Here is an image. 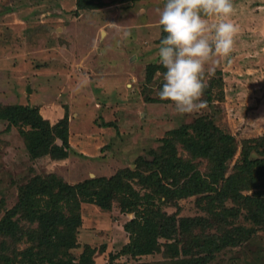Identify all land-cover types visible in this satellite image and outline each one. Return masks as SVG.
<instances>
[{
    "label": "rangeland",
    "instance_id": "obj_1",
    "mask_svg": "<svg viewBox=\"0 0 264 264\" xmlns=\"http://www.w3.org/2000/svg\"><path fill=\"white\" fill-rule=\"evenodd\" d=\"M77 1L0 0V110L13 105L35 107L52 125L68 111L70 140L68 147L56 138L48 154L35 158L20 133L31 127L12 125L0 113V221L17 204L20 188L36 175L53 173L77 184L134 169L139 158L152 159V151L170 148V155L182 159L189 177L195 173L206 177L214 170L212 156L193 155L173 131L195 135L202 122L213 121L235 137L237 149L228 160L226 177L235 173L239 177L244 146L264 138V0H233L231 19L240 29L235 49L208 66L211 75L203 97L208 108L185 115L157 95L166 71L157 52L166 33L156 10L166 0H102L101 7L86 10H77ZM208 19L216 22L215 17ZM108 122L113 126H106ZM263 150V146L253 149L250 158H264ZM250 178L245 172L238 184L245 195L258 190L244 186L252 185ZM177 179L184 181L180 175ZM209 195L204 190L161 204L178 218L208 219L181 235L179 247L187 245L196 257L204 252L200 246L209 251L216 247L212 242L217 243L225 226L221 215L208 209ZM115 198L111 210L82 202L73 211L81 226L79 247L72 253L78 257L90 244L97 250L96 264H108L111 254H117L116 264H172L176 254H169L166 246L153 254L119 255L129 241L124 224L134 215L122 211V189L115 191ZM227 205L233 204L229 200ZM249 208L241 206L239 215L231 216L229 228L256 231L217 252L210 264H264V223L246 219ZM28 213L23 209L18 215L21 225L37 227ZM159 241L176 240L159 237ZM28 245L26 240L0 239V264H5L2 255L13 257Z\"/></svg>",
    "mask_w": 264,
    "mask_h": 264
},
{
    "label": "trees",
    "instance_id": "obj_2",
    "mask_svg": "<svg viewBox=\"0 0 264 264\" xmlns=\"http://www.w3.org/2000/svg\"><path fill=\"white\" fill-rule=\"evenodd\" d=\"M102 5H104L102 0H78L77 10L97 9ZM208 98L211 99L210 96ZM0 111L12 125L25 123L31 127L27 133L23 130H20V133L26 137L28 151L33 157L39 158L48 154L56 138L69 147L68 111L55 125L50 124L35 107L13 105L8 108L2 107ZM105 124L113 126L111 122ZM201 125V129L196 131L195 135L187 136L185 131H173L193 155L213 157L210 158L215 162L214 170L206 177L198 173L189 177L186 166L182 165V159L175 153L170 155L171 149L168 148L167 153L163 150L152 151V159L141 157L136 168L121 169L110 177L89 178L77 184H70L53 173L31 178L20 188L17 204L8 209L0 221V239L9 238L16 242L26 240L31 245L13 257L2 255L3 262L96 264L94 255L97 250L90 244L84 246V251L78 257L72 253L73 249L79 247L78 235L81 226V222L74 221L72 214L75 209L81 207L82 202L96 204L104 211L111 210L116 199L115 191L119 189L123 190L122 211L134 215L124 224L129 241L119 255L137 257L153 254L166 246L169 254L172 252L173 256L176 254L172 264H210L215 259V254L223 248L250 238L256 229L250 231L240 226L232 229L229 225L232 224L230 218L239 215L241 206L250 207L246 219L259 225L264 223V158H250L253 149L259 150L264 147V138L256 140L253 144L246 143L242 150L243 165L240 166L243 173L239 177L236 173L234 176L226 177L228 160L237 149L235 137L224 132L213 121L202 122ZM245 172L251 177L252 185L244 186L258 188L248 195L241 193L238 185L243 182ZM178 175L184 178L183 182L177 179ZM135 185L146 188V192L142 193ZM177 188L179 189L175 190ZM204 190L210 193L207 199L208 209L216 215H221V222L225 226L222 234L217 236V243L215 240L212 242L216 247L209 251L207 247L200 246V250L204 252L196 257L195 254H191L192 251L187 245L179 247L183 243L181 235L185 236L192 224L206 222L208 219L178 218L175 213L168 214L161 204ZM229 200L232 206L227 205ZM23 209L28 210L30 221L38 222L37 227L21 225L18 215ZM159 237L176 241L161 243ZM116 255H110L108 264H116L115 260L118 257ZM181 255L183 257H179Z\"/></svg>",
    "mask_w": 264,
    "mask_h": 264
},
{
    "label": "clouds",
    "instance_id": "obj_3",
    "mask_svg": "<svg viewBox=\"0 0 264 264\" xmlns=\"http://www.w3.org/2000/svg\"><path fill=\"white\" fill-rule=\"evenodd\" d=\"M156 11L166 33L157 52L166 70L157 95L179 115L201 112L208 108L203 99L211 75L208 66L234 51L240 32L231 19L233 0H166ZM209 17L216 22L210 23Z\"/></svg>",
    "mask_w": 264,
    "mask_h": 264
}]
</instances>
